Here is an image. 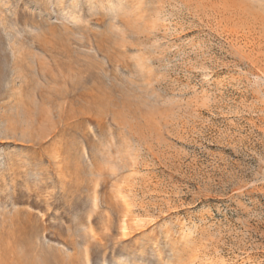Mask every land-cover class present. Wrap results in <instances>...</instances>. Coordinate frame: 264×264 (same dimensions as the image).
<instances>
[{"label": "rangeland", "instance_id": "374dc122", "mask_svg": "<svg viewBox=\"0 0 264 264\" xmlns=\"http://www.w3.org/2000/svg\"><path fill=\"white\" fill-rule=\"evenodd\" d=\"M0 264H264V0H0Z\"/></svg>", "mask_w": 264, "mask_h": 264}]
</instances>
